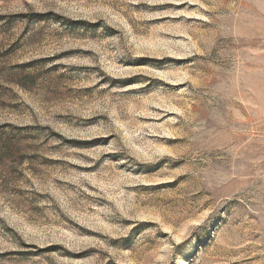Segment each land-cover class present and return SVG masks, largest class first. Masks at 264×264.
Segmentation results:
<instances>
[{
    "label": "rangeland",
    "instance_id": "1",
    "mask_svg": "<svg viewBox=\"0 0 264 264\" xmlns=\"http://www.w3.org/2000/svg\"><path fill=\"white\" fill-rule=\"evenodd\" d=\"M0 264H264V0H0Z\"/></svg>",
    "mask_w": 264,
    "mask_h": 264
}]
</instances>
